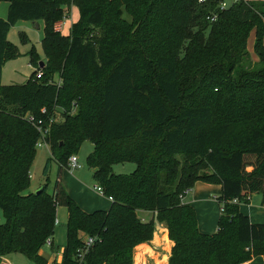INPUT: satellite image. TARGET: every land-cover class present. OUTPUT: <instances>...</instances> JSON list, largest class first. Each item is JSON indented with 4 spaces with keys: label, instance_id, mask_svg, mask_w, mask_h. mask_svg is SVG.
I'll return each mask as SVG.
<instances>
[{
    "label": "trees",
    "instance_id": "16d2710c",
    "mask_svg": "<svg viewBox=\"0 0 264 264\" xmlns=\"http://www.w3.org/2000/svg\"><path fill=\"white\" fill-rule=\"evenodd\" d=\"M0 2L7 3L0 74L17 56L6 35L18 21L43 22L45 59L37 78L33 71L23 84H0V259L22 254L46 264L38 251L51 245L56 207L66 212L58 264H76L85 238L94 239L85 264H132L133 248L153 232V220L142 222L138 211L154 213L166 229L167 264H242L264 255V226L238 210L255 194L264 207V1L222 10L217 0ZM70 7L78 19L63 36L55 28ZM250 32L256 63L248 67ZM38 58L30 51L28 65L39 66ZM26 115L47 128L42 174L57 165L50 195L45 186L24 194L38 140ZM84 141L92 145L86 166L110 199L106 211L83 212L59 183ZM123 163L134 170L111 173ZM195 182L220 188L212 234L198 231L194 210L180 201Z\"/></svg>",
    "mask_w": 264,
    "mask_h": 264
},
{
    "label": "rangeland",
    "instance_id": "374dc122",
    "mask_svg": "<svg viewBox=\"0 0 264 264\" xmlns=\"http://www.w3.org/2000/svg\"><path fill=\"white\" fill-rule=\"evenodd\" d=\"M219 5L223 3L224 8H227L235 2L236 0H217ZM7 12V3L0 2V19L4 20ZM126 20L124 14L121 15ZM78 19V10L75 7H70L66 17L61 22L60 34L67 36L69 33V28L72 23H75ZM38 24V29H34L31 22L18 21L13 25L6 35V41L12 45L17 53V56L13 59L6 60L1 67L0 74V84L2 86L7 85H20L25 82L27 77L35 71L37 78V73L40 72V68L45 64V59L41 56V40L43 38V22L41 20L36 21ZM264 39V38H263ZM253 43V32H250L246 41V51L248 53V63L245 66L248 67L255 65L254 54L252 52ZM33 51L38 56V65L42 63V66L33 65L31 68L28 65L29 62V52ZM55 81L58 79L53 76ZM59 112H62L60 110ZM76 113V108L70 111V116ZM54 120L60 122L62 120V115L60 113L54 116ZM92 151V145L84 141L82 142L77 151L74 154L76 162L78 165L77 169H66L61 168L59 171L58 179L60 186L62 187L65 194L80 208L88 212L94 211H106L108 209L109 203L107 199L95 192L94 188L98 187L96 182L93 181L91 177V170L86 166V156ZM46 158H48V149L46 147L35 148V155L29 168V187L24 192L33 193L45 186L46 194L50 195L52 191V186L56 179L57 165L51 161L47 167L46 175L42 174L44 163ZM178 160H182V157H178ZM67 163V161L65 160ZM134 170V165L130 163L115 164L111 166V173L114 175H128ZM249 169H247L248 171ZM197 183V182H195ZM193 184V186L195 185ZM205 183L198 182L194 187L189 189L186 195V201L189 202L192 197H197V202L195 204L197 209H193L196 219V227L199 232L205 230L206 232H211L216 230V216L218 211L216 206L213 204L212 197H218L220 194V188L216 184H209L207 189H204L203 185ZM204 190H203V189ZM260 195H252L250 201L247 204H241L238 208L244 213H241L249 217V221L253 224H262L264 226V207L261 206ZM248 212V213H247ZM66 212L63 207H56L55 209V219L58 224L53 227V236L51 248L48 244H45L40 250L41 255L45 259L46 264H53L55 261L51 258L53 253L57 255L61 254L62 248L65 244V219ZM218 218V216H217ZM0 223L2 219L0 218ZM204 233V232H203ZM207 234V233H205ZM79 237H84L81 233L78 234ZM164 242V238L162 239ZM159 251V250H157ZM135 264L138 262L135 260ZM150 261H146V264H150ZM0 264H33L22 254H9L0 259ZM242 264H264V255L252 257L250 260Z\"/></svg>",
    "mask_w": 264,
    "mask_h": 264
},
{
    "label": "crops",
    "instance_id": "0c3cea01",
    "mask_svg": "<svg viewBox=\"0 0 264 264\" xmlns=\"http://www.w3.org/2000/svg\"><path fill=\"white\" fill-rule=\"evenodd\" d=\"M244 1H264V0H244ZM221 4H223V3H221ZM31 24L33 25L34 29H38V24L37 23L31 22ZM60 28H61V24H60L58 32H60ZM39 57H41V56H39ZM254 59L256 60V56L255 55H254ZM43 147L47 148L46 145L43 146ZM48 157H49V151H48ZM197 183H195V185ZM203 185H205L203 187L204 189H207L210 186L209 184H203ZM188 192H189V190L183 195V197L180 199V201H181V203L189 204L195 210V209H197L196 206H195V204L197 202H195V201H197L198 198L195 197V199H194V197H192V199L189 202H187L186 201V195H187ZM214 199H215V197H212V200H213L212 202L216 206V209L218 211V206H217V203L215 202ZM107 201L110 204V201L108 199H107ZM248 201H250V198H249ZM239 206H240V204H239ZM80 209L83 212H85V213H91V212H88V211L84 210L83 208H80ZM238 210H239L240 213H244V212H242L240 210V208H238ZM136 216L142 222H146V221L152 219L153 220V232H152L151 240L147 244H139V245H137V246H135L133 248L132 264H135L134 256L136 255V253L138 254V256L136 258V261L138 262V264H146V261H150L151 262L150 264H167V260H168V257H169V253H170V249H171V246H172V242L167 238L166 229L163 227L162 224H159V223L156 222L154 213L152 214V213H146V212L138 211V212H136ZM217 216H216L215 219H217ZM56 224H58V222ZM251 224H253V223H251ZM203 232H204V234L205 233L212 234V233L215 232V229L213 231H211V232H206L205 230L202 229L201 233H203ZM163 238H164L165 242L162 240ZM51 245H52V239H51ZM51 245H49L50 248H51ZM137 250H139V251H137ZM157 250H159V251H157ZM38 254L40 256H42L41 255V250L38 251ZM163 257L165 258L164 261H162ZM51 258L55 261V264H58L60 262L61 254L57 255V257H56V254L53 253L51 255Z\"/></svg>",
    "mask_w": 264,
    "mask_h": 264
},
{
    "label": "built area",
    "instance_id": "2783aa9c",
    "mask_svg": "<svg viewBox=\"0 0 264 264\" xmlns=\"http://www.w3.org/2000/svg\"><path fill=\"white\" fill-rule=\"evenodd\" d=\"M206 0H197L198 3H204ZM224 9V5L221 4L219 5V10H222ZM209 21H213L215 19V16L212 15L210 18H207ZM60 24L61 22L56 26V30L59 31V27H60ZM40 75V72L37 73V76ZM41 112H43V110H41ZM25 120L30 123L34 129L36 130V132L38 133V140L35 144V148H39L41 146H45V143L43 141L44 137L46 136V133H47V128L45 126H43V123L41 120H37V121H34L32 119V117L30 115H26L25 116ZM53 120L52 119H49L48 120V123H51ZM76 158L74 156H70L68 159H67V163H66V167L67 169H70V170H73V169H77L78 168V165H77V162H76ZM95 192L101 194V189L99 187H95L94 188ZM108 200L110 201V199L108 198ZM233 204L236 203V200H232ZM219 211H221V209H219ZM57 221L54 220V225H56ZM83 248H81L78 253L76 254L75 256V260H76V264H85L83 262V256L84 254L87 252L88 248L94 243V239L93 238H85L84 241H83Z\"/></svg>",
    "mask_w": 264,
    "mask_h": 264
},
{
    "label": "water",
    "instance_id": "95a60500",
    "mask_svg": "<svg viewBox=\"0 0 264 264\" xmlns=\"http://www.w3.org/2000/svg\"><path fill=\"white\" fill-rule=\"evenodd\" d=\"M39 64H40L39 66L41 67L42 66V63H39ZM38 192H39V189L36 190L34 193L37 194Z\"/></svg>",
    "mask_w": 264,
    "mask_h": 264
}]
</instances>
